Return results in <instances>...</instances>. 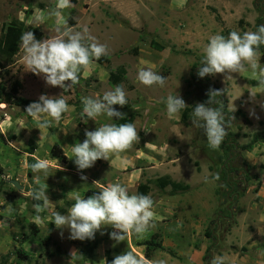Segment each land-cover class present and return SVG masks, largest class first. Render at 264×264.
Returning <instances> with one entry per match:
<instances>
[{
    "label": "rangeland",
    "instance_id": "374dc122",
    "mask_svg": "<svg viewBox=\"0 0 264 264\" xmlns=\"http://www.w3.org/2000/svg\"><path fill=\"white\" fill-rule=\"evenodd\" d=\"M71 5L60 19L75 30L86 26L90 35L107 46L109 60H92L81 71L80 82L66 93L47 85L42 75L26 71L20 51L13 64L0 71L7 88L15 80L22 83L15 103L0 104L1 175L10 177L0 181V264H69L72 252L76 253L70 264H106L107 249L114 257L131 250L145 264L158 260L209 264L213 255L223 256L230 264H264V140L251 150L242 148L255 132L264 130V89L257 87L250 69L233 73L231 78L223 73L195 76L208 37L255 31L264 17V0H71ZM54 7L55 0H0V35L17 19L41 30L43 39L57 35L56 18L47 15ZM38 16L43 19L38 21ZM152 40L166 48L157 50ZM256 61L264 66V49ZM119 66L127 71L121 85L128 104L114 108L123 116H134L139 139L124 152L110 156V161L97 160L93 167L79 171L71 146L83 142L86 130L109 122L106 117L82 121L80 98H99L114 87L109 71ZM139 68H151L165 77V86L142 85L136 79ZM200 82L209 90L218 87L223 92L218 99L233 113L224 138L230 137L233 143L226 152L222 144L210 148L203 130L191 122L192 107L206 102ZM249 90L257 96L251 97ZM62 93L69 111L40 133L21 100L35 102L42 94ZM168 94H179L186 104L172 120L166 118L161 102ZM113 119V123L118 120ZM54 145L62 148L65 161L52 157ZM29 157L46 159L50 165L49 177L41 176L40 183L48 195V208L38 217L32 205L41 202L21 195L22 190L27 193L38 187L33 173L28 176ZM166 176L189 189L171 194L170 186L161 192L151 183L148 195L154 201V222L142 238L129 234L117 244L102 233L113 231L111 226H102L94 239L72 240L68 229H57L51 223L52 212L66 213L65 201L82 197L87 189L100 190L120 182L132 194L140 183ZM11 180H18L23 189L18 190ZM156 232L161 234L164 250H155L147 259L145 247L138 243Z\"/></svg>",
    "mask_w": 264,
    "mask_h": 264
},
{
    "label": "clouds",
    "instance_id": "9594fccd",
    "mask_svg": "<svg viewBox=\"0 0 264 264\" xmlns=\"http://www.w3.org/2000/svg\"><path fill=\"white\" fill-rule=\"evenodd\" d=\"M70 7H72L71 0H55V7L47 14L49 18H56L57 35L38 40L32 31H25L21 34L18 44L26 71L42 75L47 85L58 86L63 93L80 82L81 71L86 69L92 60H99L108 54L107 46L90 35L86 26L81 30H75L68 26L66 21L60 19L63 10ZM36 19L40 21L43 18L38 16ZM262 47H264V25H257L255 31L243 33L230 31L227 36L219 33L211 35L202 50L203 55L197 75L204 78L223 73L227 78H231L233 73L250 69L257 79V87L264 89V66L258 65L256 61ZM136 79L148 87L156 85L163 88L166 84V78L151 68H139ZM248 92L251 97L257 96L254 91ZM63 93L59 96L42 94L38 101L26 107V115L32 118L40 133L41 130L59 123L62 114L69 111ZM222 95L223 92L220 90L210 89L207 93V101L197 103L191 111L193 126L203 130L207 144L212 149L219 148L227 134L230 119L234 118L232 116L226 120L223 108L220 106L221 101L217 99ZM80 100L82 121L85 123L88 120L96 121L99 117H106L109 121L100 124L95 130H86L83 142L71 146L73 162L79 171H83L93 167L97 160L110 161V156L124 152L139 137L134 123L111 122L114 117L118 120L124 119L123 114L113 107L114 105L123 107L128 104L123 85H115L110 90L104 91L99 98L82 96ZM161 102L165 106V116L169 120L174 119L186 107L185 101L179 94H168ZM34 161L28 167L33 173V183L38 187L32 188L27 193L22 190L21 195L41 202L32 205L38 217L39 213L48 208V195L40 183L41 176L49 177L50 165L46 159L34 158ZM81 179L86 180V177L81 176ZM7 180H10L9 176L0 175V181ZM204 182L208 183L209 178L205 177ZM73 199L74 202L67 208L66 213H51V223L57 229H68L69 239L91 240L102 226H111L113 231L109 233L110 239L118 244L125 241L129 234L136 235L138 239L142 238L153 226L154 201L151 195L130 194L128 187L120 182L109 183L90 196L76 195ZM75 253H71V259ZM111 264H145V261L128 250L115 256ZM157 264H166V262L158 260ZM209 264H225V258L213 255Z\"/></svg>",
    "mask_w": 264,
    "mask_h": 264
},
{
    "label": "trees",
    "instance_id": "16d2710c",
    "mask_svg": "<svg viewBox=\"0 0 264 264\" xmlns=\"http://www.w3.org/2000/svg\"><path fill=\"white\" fill-rule=\"evenodd\" d=\"M257 25H264V17L261 18L257 22L256 26ZM256 26H255V30H256ZM25 31H32L34 33V36L38 40L44 38V33L41 30L34 28L32 26L26 25L24 21H21L18 19L14 20L12 22V24L9 25L6 28V30L3 31L2 34L0 35V71H6L7 66L13 64L15 56L20 51L19 47H18L19 38H20L21 34ZM151 45H153L157 50H162V49L166 48V45L160 44V43H158V41H155V40L151 41ZM262 49H264V47H262L260 50H262ZM100 59L108 61L109 56L108 55L102 56ZM199 67L200 66H198V68ZM198 68L196 70L195 76H196V78L199 79V77L197 75ZM126 74H127V71H126L125 67L119 66L117 69L109 71V81L113 85H118V84L121 85V83L126 78ZM200 83L204 87V91L206 92V101H207V99H208L207 93H208L209 89L205 83H202V82H200ZM21 89H22V83L19 80L13 81L12 84L10 85V88H7L5 83H3L0 80V104H2V103H5V104L15 103V101H16L15 95H17ZM215 90H219L218 87H215ZM21 102H22V105L28 106L30 103L33 102V100L22 99ZM68 104H69V102H68ZM115 106L116 105H114L113 107H115ZM220 106L223 108L225 116H227L228 119L233 116V113L231 111H229L228 109H226V107L222 103ZM187 112H188V110L183 112V116H182L183 120L187 119V116H186ZM63 116H64V114H62V117ZM133 122H134V116L132 114H128V115L124 116L123 120H117L115 123L120 124V123H133ZM262 140H264V130L257 131L253 134V138H252L251 142L249 144L243 145L242 148L247 149V150H251L256 143H258L259 141H262ZM229 143H233V141L230 139V137H227L221 143L223 145V150L225 152H226V148L228 147ZM51 155L53 158H56V159L61 160V161H65L67 159V156L64 154V151L58 145H54L51 148ZM33 162H35L34 157H29L28 165H30ZM222 166L224 169V174H225V176H227L228 171L226 169V163L225 162L222 163ZM2 173H3V168L0 165V175ZM28 176L32 177V172H31L29 167H28ZM153 182L160 189L161 192H164L166 187L170 186L171 187V192H170L171 194H175V193L181 192V191L184 192V191L189 189V185L182 183V182H179V181H175L172 178L166 176V177H161L160 179H157L156 181L148 180L144 183H140L137 187V193L148 194L151 190V183H153ZM98 191H99L98 189H94V188L87 189L84 192L82 197L90 196V195H92ZM73 202H74V199L73 200H66L65 201L66 207L68 208ZM111 232H112L111 230H108V231H103L102 233L104 235H106L108 238H110L109 233H111ZM160 237H161V234L159 232H156V233H153L151 238L146 239V240L138 243L140 246L145 247L144 255L147 259H150V257L152 256V253L155 250H158V249L164 250V245L162 244V240L159 239ZM234 249H236V247H234ZM241 251L242 252L246 251V248L243 247L241 249ZM21 253H22L21 250L18 251V254H21ZM105 256H106V264H111V261L114 259V256L111 254L110 249H107L105 251ZM225 264H230V263L225 261Z\"/></svg>",
    "mask_w": 264,
    "mask_h": 264
},
{
    "label": "water",
    "instance_id": "95a60500",
    "mask_svg": "<svg viewBox=\"0 0 264 264\" xmlns=\"http://www.w3.org/2000/svg\"><path fill=\"white\" fill-rule=\"evenodd\" d=\"M18 190H22L23 186L19 183L18 180H11L10 181Z\"/></svg>",
    "mask_w": 264,
    "mask_h": 264
}]
</instances>
